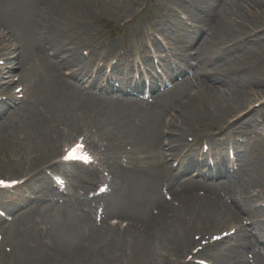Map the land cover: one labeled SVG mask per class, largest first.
I'll return each mask as SVG.
<instances>
[{
  "label": "bare ground",
  "instance_id": "1",
  "mask_svg": "<svg viewBox=\"0 0 264 264\" xmlns=\"http://www.w3.org/2000/svg\"><path fill=\"white\" fill-rule=\"evenodd\" d=\"M135 1L121 0L123 9ZM167 1L168 7L189 4L195 14L190 26L180 19L158 20L164 39L172 41L176 33L183 36L164 77L173 87L157 93V101L149 105L104 96L86 86L101 89L103 69L96 67L97 61L115 60L112 69L121 73L133 52L132 45L122 40L93 48L101 18L92 0H0V61L6 62L0 66V97L8 99L0 101V153L14 147L20 171L29 179L22 185L27 197H17L8 207L11 223L0 226V264H192L185 262V255L195 247L193 237L230 227H240L235 248L229 245L223 250V242H218L205 255L212 264H249L242 250L264 243L257 239V234H264V217L256 207L264 202V137L253 130L257 116L264 120V100L251 101L264 96V80L255 76L264 57V0ZM82 3L85 7L77 13ZM100 3L103 10L115 8L113 1ZM163 8L158 5V10ZM130 12L134 8L124 13ZM199 29L210 31L207 39L216 42V53L192 54ZM133 37H128L131 43ZM146 38L159 45L149 35ZM204 42L198 49L203 51ZM85 46L88 57L81 53ZM94 68L96 78L91 77ZM181 71L193 72L199 81L196 93L188 79L174 82V74ZM12 73L24 87L22 100L15 93L18 87L12 92ZM125 90L122 86L119 92ZM255 103H260L258 109ZM245 110L246 119L232 121ZM81 130L104 143L102 163L110 172L118 169L116 180L125 185L120 190L114 180L112 194L101 201V225L93 219L90 202L89 211L69 197L64 206L54 203L55 189L44 175L43 168L52 161L49 154ZM250 132L254 143L247 140ZM215 133L226 135L224 142L237 157L246 156L243 162L255 171L256 182L245 178L244 167L233 177L221 164L218 170L228 175L225 183L182 182L164 162L162 145L168 157L185 164L189 156L182 154L191 148L187 135L204 134L214 144ZM123 154L125 167L118 164ZM86 178L95 181L97 175ZM160 187L169 190L176 205L164 201ZM225 198L230 200L227 205ZM241 216L251 220L250 227L241 228ZM110 219L120 224L111 225ZM126 221L129 224L123 227Z\"/></svg>",
  "mask_w": 264,
  "mask_h": 264
},
{
  "label": "rangeland",
  "instance_id": "2",
  "mask_svg": "<svg viewBox=\"0 0 264 264\" xmlns=\"http://www.w3.org/2000/svg\"><path fill=\"white\" fill-rule=\"evenodd\" d=\"M98 5L99 2L98 0H94ZM100 1V0H99ZM118 1V0H116ZM84 5H82L81 8H83ZM81 11L78 9L77 13H80ZM145 15V14H144ZM143 15V16H144ZM102 16L104 17V23L101 25V30H100V38H105L110 32H112L113 29V24H115L117 14H112V13H105L102 14ZM122 34V33H121ZM262 74L264 75V73L262 72ZM244 113V112H243ZM242 113V114H243ZM15 155V149L14 148H7L5 149L3 152L0 153V172L1 173H6L7 174H11L13 176H15V174H13L16 171V164H13L14 166H10L9 164H12L9 162V160L11 158H14ZM0 173V175H1Z\"/></svg>",
  "mask_w": 264,
  "mask_h": 264
}]
</instances>
